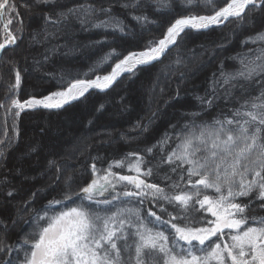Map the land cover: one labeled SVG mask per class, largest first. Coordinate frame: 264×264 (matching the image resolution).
Here are the masks:
<instances>
[{"label":"snow or ice","instance_id":"obj_1","mask_svg":"<svg viewBox=\"0 0 264 264\" xmlns=\"http://www.w3.org/2000/svg\"><path fill=\"white\" fill-rule=\"evenodd\" d=\"M21 9L40 17L29 35L33 45H50L44 61L77 29L126 39L136 35L128 18L142 30L156 25L158 15L170 19L160 37L142 49L124 54L109 46L88 73L62 72L55 90L24 98L26 69L13 57L0 56V73H7L6 80L0 74V209L13 208L9 217L0 216V264H264V0H77L70 7L62 0H0V53L5 56L24 38ZM229 25L231 35L211 56L237 35L242 36L239 50L211 71L203 94L193 97L195 109L181 111L180 120L159 139L119 157L92 156L89 144L74 146L60 160L89 150L86 167L65 174L66 163L49 160L48 185L21 196L3 168L20 139L22 113L67 110L87 100L90 90L106 91L125 74L130 79L163 64L175 50L153 80L149 106L156 108L148 124L137 122L141 133L147 132L161 106L180 99L179 86L163 97L173 78L178 85L187 79L182 69L198 55L195 48L187 50L190 56L182 51L189 33ZM199 55H208L207 50ZM103 108L100 104L95 111ZM15 172L23 174L20 168ZM60 185L58 196L37 207L42 194Z\"/></svg>","mask_w":264,"mask_h":264},{"label":"trees","instance_id":"obj_2","mask_svg":"<svg viewBox=\"0 0 264 264\" xmlns=\"http://www.w3.org/2000/svg\"><path fill=\"white\" fill-rule=\"evenodd\" d=\"M20 0H18V3ZM31 2V0H28ZM65 6H71L77 0H62ZM23 22L26 28L24 33V38L18 43L14 51L9 50L5 56L2 53V57L6 60L8 57H13L15 60L19 61L21 68L26 69L23 73V82L20 91L21 98L26 97L30 93H40L47 90H55L58 87L57 80L62 72H71L73 75L77 73H88L89 66L96 62L103 53L109 51V46L115 47L119 51H123L127 54L128 51H135L142 49L146 42L150 39L159 38L162 32V25L166 24L170 17L168 15H158L154 17L157 20L156 25H148L145 29H141L138 25H135L130 18L126 19V22L134 27L136 33L135 36H128L126 39H120L119 35L113 36L105 33L98 29H92L89 31H80L77 29L74 33L61 39L59 43L64 45L55 53H48L49 59L44 61L43 56L45 54L46 48L50 45H33L30 43L29 33L40 24V17L35 13H25L21 9ZM118 14L120 10L117 9ZM123 18V16H122ZM232 25L226 28H218L215 30H209L205 33H198L192 31L186 37L185 43L182 45V51L185 56H190L191 53L188 49L195 48L198 55L202 50H207L208 55H203L204 59L201 63L197 65L192 71H187L182 69L187 74V79L177 84L176 79H172L169 87V91L163 99H167L173 95V90L179 86L180 89V99L172 100V102L166 107L161 106L158 117L148 126V131L141 133L140 129L136 127L137 122L141 124H148V118L151 115V110H155V106H149V92L153 85L154 78L165 69L167 65L175 56V50L168 55L164 60L163 64H157L155 67H150L146 69H141L137 71L136 75L129 78H121L120 82L114 85L110 90L101 93L98 91H90V94H86L88 99L83 103H76L74 107H66L67 110H61L59 113H48L41 112L37 114L22 113L19 120V132L20 139L18 143H14L12 149L9 150V157L6 161V168L4 171L10 173H15L16 160L22 154H36L35 152H30L29 148L35 145H30L28 141L30 140V133L25 130L26 124L28 122L37 121H58L65 119L69 115H79L83 113L91 114H105L101 118L100 127L89 132L91 125L88 124L89 120H94L90 116L85 118L82 124V130L75 131L71 135L69 141L63 143L54 144L50 149L45 150L39 156L35 157L30 163L25 164L27 167L38 166V169L34 174L28 178L30 183H26V179L19 180L18 183H14L17 187L21 189V196H26L29 191H34L36 189L44 188L49 183L50 174L46 173L47 163L49 160L60 158L67 154L74 146H78L79 142L82 143L87 136L91 138L86 144L91 145L90 154L92 156H102V157H119L122 154L135 151L144 146L145 142L154 143L160 136L168 130L170 123L175 124L180 120V112L183 110H194L196 101L194 100V95L203 94L205 88L207 87V77L213 71L221 60L225 63L229 61L225 60L226 57L233 55L235 51L239 50V41L242 36L237 35L235 39L228 44V46L223 51H216L215 56L212 57L211 53L216 44L224 41L232 33ZM72 37H77L80 42V46L76 45L72 41ZM96 41H105L104 44H95ZM55 43V42H54ZM71 45L77 47L75 53L70 51ZM203 46L201 49L200 46ZM36 48V49H33ZM36 61H40L39 64ZM52 62L53 66L50 69L43 70L42 65H47ZM40 72L45 81L36 79L32 74ZM105 72L110 71V68H105ZM3 75V79H7V73L4 71L0 73ZM29 75L31 77H29ZM91 75V74H89ZM26 77L29 80H26ZM131 87L135 89L134 92V108H131L127 104H123V91ZM4 88L3 80H0V98L3 97ZM159 97V96H157ZM161 97H159V100ZM103 104L104 108L100 112H96L95 109ZM110 108V110H108ZM133 111V115L122 119L125 116V112ZM119 112L120 116L113 117V114ZM171 112L168 118L167 113ZM174 114H177L174 117ZM3 112L0 110V133L4 131L2 126ZM119 119V121H117ZM9 124V135H12L11 120L8 121ZM110 126V127H109ZM112 126V127H111ZM38 130L37 129V133ZM25 131V133H24ZM41 134V133H39ZM110 138H107V135ZM2 138V137H0ZM110 141V142H109ZM84 143V144H85ZM83 144V145H84ZM36 147V146H35ZM82 148V147H81ZM37 149V147H36ZM89 150L84 151L83 155L77 151L72 159L67 161L60 160L62 164L66 163L68 165V170L72 171L74 168L86 167V162L88 161ZM3 166L0 165V168ZM67 174V173H65ZM11 176V174H10ZM47 176V179L43 183H39L40 179ZM10 178V177H9ZM62 185L57 187L55 190H50L46 194H42L41 199L37 203V207L40 204L46 203L48 199H52L54 196H58L60 188ZM20 197L17 198L19 200ZM13 212L12 206H6L0 209V216L5 218L9 217ZM17 232L12 233V238L15 239Z\"/></svg>","mask_w":264,"mask_h":264},{"label":"bare ground","instance_id":"obj_3","mask_svg":"<svg viewBox=\"0 0 264 264\" xmlns=\"http://www.w3.org/2000/svg\"><path fill=\"white\" fill-rule=\"evenodd\" d=\"M72 41L76 43L79 47L80 40L77 37H72ZM36 49V48H33ZM53 64L52 62L48 63L47 65H42V69H50L52 68ZM36 79L45 81V78L43 75L38 71L37 73L32 74ZM29 77H31L29 75ZM92 91V90H90ZM96 91V90H95ZM134 92L135 89L128 87L123 91L124 99L123 104L129 105L131 108H134L135 106V99H134ZM110 110V108L108 109ZM105 114H91L89 112L79 114V115H69L65 119H61L58 121H37V122H28L26 124L25 130L30 133V140L28 143L30 145H35L37 147L36 154H22L19 158L16 160V166L21 169L22 175H18L15 173H11L10 179L13 183H18L19 180L26 179V183H30L28 181V178L31 177L34 172L38 169V166L33 167H27L25 164L30 163L35 157L42 154L47 149H50L54 146V144L63 143L64 141H69L71 139V135L78 130H82V124L85 121V118L87 116H90L93 118V123L91 124L89 128V132L93 131L94 129H97L100 127L101 124V118L104 117ZM122 119H126L127 117H130L133 115V111H127L124 114ZM171 115V112L167 113V117L169 118ZM177 114H174V117ZM119 121V119L117 120ZM110 127V126H109ZM112 127V126H111ZM37 129L43 130V133L39 134L37 133ZM47 179V176H44L42 179H40L39 183L45 182Z\"/></svg>","mask_w":264,"mask_h":264},{"label":"rangeland","instance_id":"obj_4","mask_svg":"<svg viewBox=\"0 0 264 264\" xmlns=\"http://www.w3.org/2000/svg\"><path fill=\"white\" fill-rule=\"evenodd\" d=\"M76 50H77V47L76 46H74V45H71V47H70V51L72 52V53H75L76 52ZM203 59H204V56H197L196 57V59L194 60V61H190L189 62V64H188V68H186V70L187 71H192L194 68H196L197 67V65L199 64V63H201L202 61H203ZM26 80H29L27 77H26ZM156 100H159V97H156ZM156 104L155 103H153L151 106H155ZM118 116H120V113L119 112H116V113H114L113 114V117H118ZM24 133H25V131H24ZM38 133H43V130H38ZM111 136L108 134L107 135V138H110ZM91 140V138L89 137V136H87V138H85L84 139V141L82 142V143H80L79 142V144H78V146H80V147H83V144L86 142H89ZM65 142V141H64ZM110 142V141H109ZM85 143V144H86ZM32 147H35V146H32ZM31 148V147H30ZM30 148H29V151H30ZM72 171H70V170H68V168H67V170H66V173L67 174H69V173H71Z\"/></svg>","mask_w":264,"mask_h":264},{"label":"water","instance_id":"obj_5","mask_svg":"<svg viewBox=\"0 0 264 264\" xmlns=\"http://www.w3.org/2000/svg\"><path fill=\"white\" fill-rule=\"evenodd\" d=\"M0 56H2V53H0ZM125 75H127V74H125ZM94 90H95V89H93L92 91H94ZM108 90H110V89H108ZM108 90H106V91H108ZM96 91L101 92V93L106 92V91H100V90H96ZM66 107H68V106H66Z\"/></svg>","mask_w":264,"mask_h":264}]
</instances>
